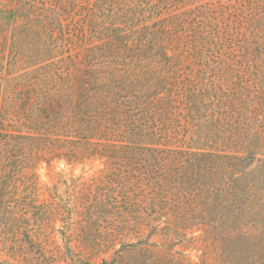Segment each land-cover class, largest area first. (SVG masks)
Segmentation results:
<instances>
[{
	"label": "trees",
	"instance_id": "1",
	"mask_svg": "<svg viewBox=\"0 0 264 264\" xmlns=\"http://www.w3.org/2000/svg\"><path fill=\"white\" fill-rule=\"evenodd\" d=\"M218 6L238 13L227 19L240 54L225 50L226 59L242 57L258 91L242 85L244 74L232 93L206 73L205 49H227L210 15ZM135 19L123 14L69 54L60 22L62 44L43 48L44 64L0 91V155H20L29 169L43 159L104 156L111 173L100 184L110 191L79 197L77 214L139 209L176 230L200 225L225 233L201 264H264V0L210 2L169 24L123 29ZM180 25L192 29L174 31ZM228 60L210 67L227 77Z\"/></svg>",
	"mask_w": 264,
	"mask_h": 264
},
{
	"label": "rangeland",
	"instance_id": "2",
	"mask_svg": "<svg viewBox=\"0 0 264 264\" xmlns=\"http://www.w3.org/2000/svg\"><path fill=\"white\" fill-rule=\"evenodd\" d=\"M210 2L220 5L228 0H0V91L44 64L43 48L62 44L60 22L73 41L69 54L84 51L98 40L94 35H101L103 26L123 14L125 18L136 14L123 29L139 30L190 16ZM220 7L210 15L223 25L227 49L221 44L206 48L201 62L209 77L221 80L224 89L236 92L240 86L233 78L241 73L245 76L242 85L258 91L256 80L245 74L249 71L243 58L226 59V51L235 57L240 54L227 19L237 18L238 13ZM185 29L189 32L192 27L180 25L174 31ZM218 60L233 63L227 77L219 64L210 67ZM18 157L10 160L0 155V264H201L207 248L213 251L225 234L200 225L176 230L165 222H151L148 212L139 214V209L135 215L77 214L74 205L79 197H104L110 191L100 184L111 173L106 157L43 159L30 169ZM111 191L114 196L119 194Z\"/></svg>",
	"mask_w": 264,
	"mask_h": 264
}]
</instances>
